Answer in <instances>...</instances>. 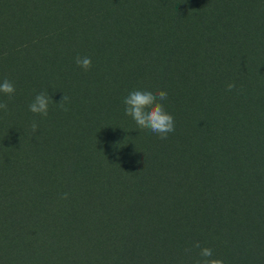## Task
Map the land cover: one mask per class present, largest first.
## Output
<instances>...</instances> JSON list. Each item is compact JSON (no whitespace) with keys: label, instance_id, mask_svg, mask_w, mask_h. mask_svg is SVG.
I'll list each match as a JSON object with an SVG mask.
<instances>
[{"label":"trees","instance_id":"trees-1","mask_svg":"<svg viewBox=\"0 0 264 264\" xmlns=\"http://www.w3.org/2000/svg\"><path fill=\"white\" fill-rule=\"evenodd\" d=\"M4 79L0 264H197L204 247L264 264V0H0ZM145 88L168 93L167 139L125 115ZM42 91L47 117L28 108Z\"/></svg>","mask_w":264,"mask_h":264},{"label":"clouds","instance_id":"clouds-1","mask_svg":"<svg viewBox=\"0 0 264 264\" xmlns=\"http://www.w3.org/2000/svg\"><path fill=\"white\" fill-rule=\"evenodd\" d=\"M76 64L88 71L92 67V60L90 57L77 56L75 60ZM235 88L234 83L227 85V90L232 91ZM16 92L15 85L12 81L4 79L0 83V93H3L9 97H12ZM168 99V93L163 90L153 92L147 88L143 90H133L123 98L125 115L130 116L140 129H147L154 134H157L160 139H167L168 134L175 131V119L174 116L168 113L164 106V101ZM68 97L63 96L61 101L57 104L67 111L65 103ZM54 102L46 91H42L37 94L34 100L28 105L29 111L47 117L49 112V105ZM8 109L6 103H0V110L5 112ZM38 125L34 121L32 124V131L36 132ZM68 194L63 195L64 199H67ZM194 247L200 248L199 242ZM190 251V250H188ZM201 260L197 261V264H224V261L220 258H214L213 250L208 247L200 249L199 253Z\"/></svg>","mask_w":264,"mask_h":264}]
</instances>
